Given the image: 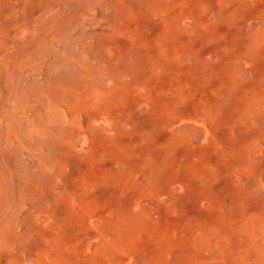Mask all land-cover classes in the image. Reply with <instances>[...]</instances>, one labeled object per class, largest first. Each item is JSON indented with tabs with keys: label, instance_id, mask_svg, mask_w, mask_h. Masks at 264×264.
I'll list each match as a JSON object with an SVG mask.
<instances>
[{
	"label": "rangeland",
	"instance_id": "rangeland-1",
	"mask_svg": "<svg viewBox=\"0 0 264 264\" xmlns=\"http://www.w3.org/2000/svg\"><path fill=\"white\" fill-rule=\"evenodd\" d=\"M1 24V118L10 98L43 94L48 73L57 93L87 86L100 105L121 103L113 123L62 96L43 122L51 134L37 150L67 165L50 166L59 181L44 179L35 202L45 207L84 175L110 226L124 209L105 246L94 229L80 235L76 264H245L250 243L264 244V0H0ZM52 41L65 52L54 66ZM21 159L16 170L34 166ZM13 168L0 153L9 192ZM13 206L14 196L0 223ZM247 214L261 218L245 236Z\"/></svg>",
	"mask_w": 264,
	"mask_h": 264
},
{
	"label": "bare ground",
	"instance_id": "bare-ground-1",
	"mask_svg": "<svg viewBox=\"0 0 264 264\" xmlns=\"http://www.w3.org/2000/svg\"><path fill=\"white\" fill-rule=\"evenodd\" d=\"M9 25L13 22L11 18H8ZM0 25V44L1 46L8 41L9 34L5 33V28ZM17 26L19 33H22V29ZM113 36V35H111ZM49 50H55L54 55L48 56L49 63L53 66L57 64V61L65 57V52L61 50L60 45L55 41L50 42L48 46ZM54 52V51H53ZM57 53L59 55H57ZM58 58V60H57ZM81 69L85 70L86 65L81 62ZM53 74L48 73L44 80L45 92H35L31 97L32 102H28L24 105L20 98L13 97L8 100L6 104L4 116L0 117V139L4 138V144L0 153L4 156L6 162L14 167L13 182L15 189L13 192H9V183L6 173L0 170V212L3 211V207L8 203L10 197L14 196V206L11 211H8L3 221L0 223V264H24L25 259L31 256L34 264H76L74 260V248L80 252V235H87L94 229L98 237H95L96 241L102 242L101 246H105L107 239V232L110 229L119 231L120 226L124 223L122 217L123 208H120L117 221L111 227L106 219L103 218V212L106 210L105 204L100 199L93 198L86 192V186L83 185L84 175H75L72 181V185L64 186L60 193L55 198L56 200H50L45 207L39 206L35 202L36 197L40 198V187L46 178H54L59 181L57 177L52 174L50 166L59 168L63 166L65 168L67 163L64 164L60 160H46L44 153L38 151V145H41L42 138H46L51 134L50 130L44 125L45 116L50 117L51 112L58 106L63 104L62 96L70 99L69 103L65 105L71 107L75 112H82L89 118L94 116L93 108L98 110L103 115V120H113V123H118V118L114 114L117 107H120L114 101L109 99L105 101L103 105V98L101 93L96 92L91 94L87 86H83L78 90L77 88H67L62 93H57L53 88V80H51ZM114 89L116 90L117 88ZM85 90L87 93L83 101L77 97L78 91ZM45 98V102L39 107L37 104L40 99ZM134 93L130 94L132 101L136 100ZM23 101V100H22ZM47 107L46 113L45 108ZM48 114V115H46ZM141 114V113H140ZM7 115V116H6ZM86 139V137H85ZM106 140L111 141L109 138ZM96 141H93L95 143ZM94 145V144H93ZM253 147V146H252ZM92 150V149H91ZM29 156L34 166L32 170L26 166V169L16 170V167L20 163H23L21 157L23 155ZM91 159L95 157V153H90ZM48 163V164H47ZM64 164V165H63ZM251 173V172H249ZM91 175V168L88 167V173L86 177ZM104 176H98L99 180ZM32 184L31 188L27 185ZM33 187V188H32ZM91 187H94L91 185ZM80 188V189H79ZM119 197L115 201H118ZM139 200L137 204L139 205ZM29 206L30 209L21 210L23 206ZM60 206H63L60 208ZM61 211V213H60ZM249 215V217H247ZM48 220V224L41 226L40 220L44 218ZM247 217V219H246ZM243 218V225L246 231L243 235H247L249 227L261 217L250 218V214H247ZM7 228V230H5ZM48 231V233L46 232ZM248 231V232H247ZM92 234V235H93ZM90 236V239L92 237ZM89 240V236L87 237ZM264 242V238L262 237ZM259 242L253 241L250 243V256H245L243 261L245 264H253L251 257H253L252 251L257 250V260L260 263H264V244H258ZM258 244V245H257ZM85 254V252H82ZM236 256L237 253L235 252ZM248 261V263H247ZM203 264H206L205 262Z\"/></svg>",
	"mask_w": 264,
	"mask_h": 264
}]
</instances>
